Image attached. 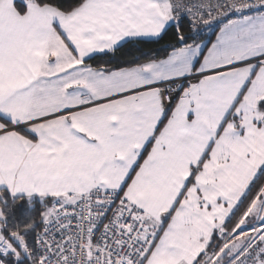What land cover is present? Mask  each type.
Segmentation results:
<instances>
[{
  "label": "snow or ice",
  "instance_id": "obj_1",
  "mask_svg": "<svg viewBox=\"0 0 264 264\" xmlns=\"http://www.w3.org/2000/svg\"><path fill=\"white\" fill-rule=\"evenodd\" d=\"M0 264H264V0H0Z\"/></svg>",
  "mask_w": 264,
  "mask_h": 264
},
{
  "label": "trees",
  "instance_id": "obj_2",
  "mask_svg": "<svg viewBox=\"0 0 264 264\" xmlns=\"http://www.w3.org/2000/svg\"><path fill=\"white\" fill-rule=\"evenodd\" d=\"M168 40V37L165 38L164 41H161L160 44H145L142 45L141 47L143 48V50L145 52H151V54L156 55V56H160L163 57L167 54V50L162 47V45H164ZM123 50L121 51V53H117V57H121ZM138 54V53H135ZM110 60V57L108 56H98L97 59L95 61H92V63L94 64H99V63H104L105 61ZM113 63H115L116 61H112Z\"/></svg>",
  "mask_w": 264,
  "mask_h": 264
}]
</instances>
